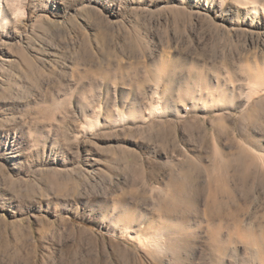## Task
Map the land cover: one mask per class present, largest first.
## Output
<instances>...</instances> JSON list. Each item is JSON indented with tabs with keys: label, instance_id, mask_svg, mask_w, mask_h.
Here are the masks:
<instances>
[{
	"label": "rangeland",
	"instance_id": "obj_1",
	"mask_svg": "<svg viewBox=\"0 0 264 264\" xmlns=\"http://www.w3.org/2000/svg\"><path fill=\"white\" fill-rule=\"evenodd\" d=\"M7 3L0 264H264V0Z\"/></svg>",
	"mask_w": 264,
	"mask_h": 264
},
{
	"label": "bare ground",
	"instance_id": "obj_2",
	"mask_svg": "<svg viewBox=\"0 0 264 264\" xmlns=\"http://www.w3.org/2000/svg\"><path fill=\"white\" fill-rule=\"evenodd\" d=\"M252 10H256V12L258 11V8L257 7H253ZM2 12V7H1V0H0V26H1V14L3 15V12ZM255 12V11H254ZM4 20L6 21L7 18H4ZM8 22V21H6ZM5 23V22H4ZM45 45L47 47L48 50L50 51H54L56 54V57L61 60L62 59V55L61 53L59 52V45L57 44V41L52 37V36H49L47 38V40L45 41ZM246 80V79H245ZM242 83V82H241ZM257 85V84H256ZM241 86V85H239ZM252 87V86H251ZM258 88V87H256ZM249 89V88H248ZM244 92V91H242ZM246 93V92H245ZM242 96V95H241ZM242 98H244V96H242ZM173 209V206L171 203H168L166 206H165V210L167 212H170L171 210ZM219 233V232H218ZM213 236V235H212ZM220 237V236H219ZM144 243L147 245V246H150L151 248L153 249H159L161 247V244H160V241L158 238L156 237H153V236H148L146 237V239L144 240ZM264 245V244H263ZM257 246V245H256ZM216 249V248H215ZM176 264H180V262H177Z\"/></svg>",
	"mask_w": 264,
	"mask_h": 264
},
{
	"label": "clouds",
	"instance_id": "obj_3",
	"mask_svg": "<svg viewBox=\"0 0 264 264\" xmlns=\"http://www.w3.org/2000/svg\"><path fill=\"white\" fill-rule=\"evenodd\" d=\"M26 0H8L7 7L11 10L12 16L17 22L24 21L27 16L25 8Z\"/></svg>",
	"mask_w": 264,
	"mask_h": 264
}]
</instances>
